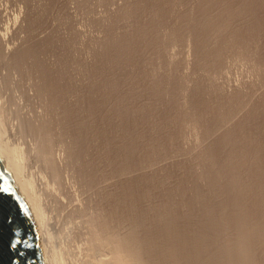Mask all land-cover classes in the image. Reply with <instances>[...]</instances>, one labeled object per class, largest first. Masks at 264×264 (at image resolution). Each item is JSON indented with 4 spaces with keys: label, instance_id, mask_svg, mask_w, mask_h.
Returning <instances> with one entry per match:
<instances>
[{
    "label": "bare ground",
    "instance_id": "6f19581e",
    "mask_svg": "<svg viewBox=\"0 0 264 264\" xmlns=\"http://www.w3.org/2000/svg\"><path fill=\"white\" fill-rule=\"evenodd\" d=\"M19 1L20 23L4 35L0 26V166L35 227L43 263L264 264V95L200 148L197 162L209 171L208 180L204 169L198 175L205 188L192 190L200 216L192 219L168 202L139 211L137 203L147 198L142 182L152 175L130 177L134 151L110 139L107 116L97 109L100 92L110 88L97 92L85 76L91 59L78 69L63 63L57 39L41 31L43 13L32 12L30 0ZM188 1L181 11L180 0H172L171 13L163 0L160 7L151 1L148 20L114 42L118 55L127 57L147 40L155 45L159 29L163 49L181 43L185 68L193 62L187 83L226 57L261 73L264 0ZM168 14L171 24L164 27ZM242 92L237 87L210 105L187 86L177 118L191 133L210 132L222 117L232 120L243 110Z\"/></svg>",
    "mask_w": 264,
    "mask_h": 264
},
{
    "label": "rangeland",
    "instance_id": "374dc122",
    "mask_svg": "<svg viewBox=\"0 0 264 264\" xmlns=\"http://www.w3.org/2000/svg\"><path fill=\"white\" fill-rule=\"evenodd\" d=\"M151 1L158 3V0H30L29 3L32 12L43 13L41 31L57 39L62 62L76 69L83 60L91 59L87 62L91 68L85 76L95 82L97 92L104 85L110 88L97 97V109L107 116L110 139L134 151L131 164L128 161L130 177L144 173L152 175L151 180L142 182L141 188L146 191L147 198L137 203L138 210L144 212L163 203H177L182 213H189L193 219L200 216L202 208L198 206L193 210L192 190L205 188L198 180L204 169L197 162L200 148L218 138L226 127L234 125L264 95V68L256 73L249 69V64L243 62L235 66L230 63L231 58L226 57L227 61L220 62L215 69L205 73L195 71L187 83L186 74H192L193 62L189 70L185 68L181 43L172 50L163 49L165 41L159 29L152 36L155 45H148L147 40L133 48L127 57L119 56L114 42L148 20ZM163 1L168 7L165 11L171 13L172 0ZM180 2L181 11L189 8L188 0ZM22 4L19 0H0L2 35L20 23L24 13ZM158 5L160 7L161 3ZM128 6L137 8L124 13ZM169 15L167 20L162 18L164 27L171 24ZM100 50L102 55H99ZM170 57L175 60L173 64L169 62ZM94 61H97L95 68ZM74 72L80 81H87L80 70ZM156 84L160 88H156ZM187 86L192 87L194 94L198 92L202 101H210V105L211 101H217L237 87L242 88L238 98L243 110L235 113L232 120L222 117L211 125L210 132H202L200 128L198 135L191 133L184 125L186 122L177 118ZM235 107L238 106L230 111ZM205 175L208 180L209 171ZM175 189L179 197L175 196Z\"/></svg>",
    "mask_w": 264,
    "mask_h": 264
},
{
    "label": "water",
    "instance_id": "95a60500",
    "mask_svg": "<svg viewBox=\"0 0 264 264\" xmlns=\"http://www.w3.org/2000/svg\"><path fill=\"white\" fill-rule=\"evenodd\" d=\"M0 264H44L35 227L1 166Z\"/></svg>",
    "mask_w": 264,
    "mask_h": 264
}]
</instances>
